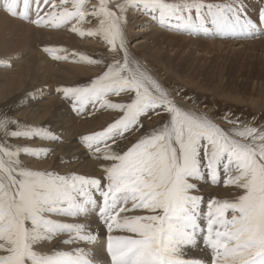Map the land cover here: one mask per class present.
<instances>
[{
  "label": "snow or ice",
  "instance_id": "snow-or-ice-1",
  "mask_svg": "<svg viewBox=\"0 0 264 264\" xmlns=\"http://www.w3.org/2000/svg\"><path fill=\"white\" fill-rule=\"evenodd\" d=\"M2 7L37 27L70 25L81 36L102 37L112 59L73 53L101 72L57 91L77 113L90 105L117 117L81 137L102 161V174L87 176L30 168L21 157L49 149L10 141L59 136L0 115V264H96L91 218L103 225L110 264H264V126L227 114L225 128L185 109L131 54L125 34L127 16L139 12L188 34L256 35L264 12L250 18L244 0H3ZM89 19L98 26L86 29ZM149 113L167 119L141 132ZM205 182L235 195L206 199ZM61 237L73 247L45 249ZM196 248L206 258L188 255Z\"/></svg>",
  "mask_w": 264,
  "mask_h": 264
},
{
  "label": "bare ground",
  "instance_id": "bare-ground-1",
  "mask_svg": "<svg viewBox=\"0 0 264 264\" xmlns=\"http://www.w3.org/2000/svg\"><path fill=\"white\" fill-rule=\"evenodd\" d=\"M56 2L59 3L58 1ZM252 3H245V5ZM2 12L3 11L0 10V52L3 55L4 53L11 51L13 48H15V45H17L16 50L18 51L15 50L14 52H18V55L21 54L20 58H24L23 61L25 62L21 63L19 66H14L11 61H7L5 63V60H0V99H7V105H3L2 103H0V114H8L9 110L7 112V110H5L3 106H9L11 107L12 111L10 113H13V115L15 114L22 120L26 121V125L24 126L39 127L38 124L43 123L50 124L55 127L54 128L53 126H51L50 130L55 132L59 136L58 140L29 138L30 147L47 148L49 149L48 154L52 153L53 156L51 157L50 162H48L46 158L41 160L43 166H50L54 161L58 160L59 162H61V160L68 157V159H65V161L63 160L64 162L60 163L59 168L61 170H65L67 172L68 170H75L83 173V175H86V173L88 172L87 169L91 167L95 170L94 173L97 172L98 174L97 165L98 163L101 164L102 161L100 159L98 161L96 155H94L93 152V154H90L92 158H89L90 155H88V151H85L82 148L83 143L81 139L77 138V136L75 138V131L87 134L88 132L93 133L95 131L101 130L107 126L105 125V123L107 124V122L111 120L112 115H116L117 113L113 110H106L98 107L93 109L89 105L86 106L85 109L81 110V113L79 115H75L78 118L72 116L70 111L66 107H72V105L64 103V101H62L64 99L63 94L58 92L57 89L63 87V83L66 86L67 82H75L76 80L73 78H76L78 74L87 72V68L85 69L84 67L89 66V63H87L86 61H81L80 59H76V61L74 62H68L67 59L57 60L54 58L56 55L63 56L67 54H60L56 52L50 53L51 55L48 56L44 51L45 46L43 48H40L35 45L36 43H41V45H53L54 43L55 45H57L56 43H63V47L64 45L72 46L78 41V37L80 36L79 33H75L70 30L71 32L68 33L67 36H65L63 34H66L67 32L62 30L63 27L61 29L63 34L61 32V34H59V32H56L57 29L54 32L52 28H33V26L29 24L30 22H26L25 20V22H22V20L20 22L19 20L21 18L13 19L10 18L11 16L8 17ZM261 12H264V5L256 7H246V14L250 18H257ZM138 14L139 16L141 15L139 12H131L128 17L129 19H135L139 17ZM145 16H147V14H145ZM91 20L94 19H90L87 22ZM141 23L144 28L138 27V33H141V36L144 37V41L140 42L141 44H139L138 49L141 48V50L144 52V56L140 58L139 61L150 70L152 75L161 84H163L167 88V90L169 88V84H171V81H176V75H178L179 73L183 74L184 72L189 73V71H191L189 73V81H191L192 84L197 81H199V83L200 81H202L201 84H203V86H206V88L204 87L203 89H209L208 86H211V81L207 82L208 79L203 76V71L207 69L206 67L208 65H210V67H216V69H214L215 77L213 74L209 76L211 78H217V84L213 85L215 94H218L219 96L222 93H226V96L224 94H222L223 97L220 95L223 98V102L245 103L246 100L243 98V96L238 94L232 95V91H227V82L224 83V79L228 69L227 66H232L236 62L242 61L243 66H241L239 70L236 71L237 75L242 78L246 77L247 79H253V81L257 80V83H259V86L257 88L260 94L259 98H262V100H259L258 98L251 99L250 102L248 101V103H254L255 106L259 109L260 107H264V57L259 58V56L255 54V52H257L264 56V39L254 42L241 43L239 41V38L245 37V35L240 33H234L227 36H208L204 34L195 35L188 33H186L185 35H181V33H176L174 31L172 32L171 30H168L171 32L163 30L162 28H160L162 27V25H160L157 20L151 17H149V21H135V24L141 25ZM87 26L89 27V23H87ZM263 26L264 25H262L261 27ZM261 27H257L255 30H258ZM80 37L82 38V36ZM149 40H153L152 43L150 42L151 44H149ZM242 41L245 40H243L242 38ZM104 44L106 43L104 42ZM239 44L241 46L237 47ZM77 48H79V46ZM54 49H58V47ZM136 54H138V52H136ZM64 60H66L67 62L65 61V63ZM165 63L171 65L169 74ZM66 65H68L69 67ZM98 67H100V65ZM60 68H63V70L65 71H60L62 70ZM95 69L98 68L95 67ZM187 80L188 79H186V81ZM34 83H36L34 85V87L36 86V88L32 90L33 94H25L28 90L26 88H28L30 85H33ZM203 86L201 85V87ZM168 92L171 94V97H173L177 101V103L179 105H182L185 109H192L197 113H204L213 119L215 118V116H213L212 114L205 112L206 110L199 111L192 104L188 103L187 101L181 100L180 98L175 96V93H173L172 91L168 90ZM21 96H23L24 99L19 100L18 105L14 108L13 101L18 100ZM113 99L118 98L113 97ZM148 117H150V119H147V122H151L157 126H159L164 120L167 119V116L165 114L153 115L149 113ZM215 122L225 128L231 127L228 122L222 123L216 120ZM247 124L249 126L257 127L264 126V124L257 125V123H253V121ZM23 158L24 156H22V159ZM25 160L31 161L30 159ZM34 162L36 161L32 160L31 162L27 163V165H32ZM201 192L204 196L214 193L215 195L222 196L223 198H231L235 195V192L230 187L225 186L224 184L211 186L208 185V182H205L203 184ZM88 222L91 223L92 228L99 233L98 236L105 235V231L103 232L104 228L103 230L99 228L98 224L95 222V218H91ZM100 226L103 227V225L101 224ZM63 238L64 237H61L57 240H53L51 243L45 244V249L47 250L49 248L59 247L62 250H68L73 247L72 245H63L61 243V240ZM101 239H103V237ZM101 239L96 240L95 244L89 245L88 247L93 252L95 260H99L100 262H110V255L107 253L106 244H103V247H101V245L99 244L101 242ZM104 239L102 240L103 243H105L106 241V239ZM104 248L106 252L104 251ZM188 255L191 257L206 258L207 252L205 250L203 253L202 248H196L194 250H191Z\"/></svg>",
  "mask_w": 264,
  "mask_h": 264
},
{
  "label": "rangeland",
  "instance_id": "rangeland-1",
  "mask_svg": "<svg viewBox=\"0 0 264 264\" xmlns=\"http://www.w3.org/2000/svg\"><path fill=\"white\" fill-rule=\"evenodd\" d=\"M56 1L59 2V0H56ZM92 2L93 3H98V0H92ZM213 2H225V0H213ZM244 2L245 3H252L253 2L252 4L245 5V7H247V6H249V7H256V6L264 5L263 4L264 0L263 1L261 0V3H260V0H255V1L254 0H251V1L250 0H247V1L244 0ZM2 3H3V0H0V10L3 11L2 12L3 14H6L8 17H10L11 15L9 13H7L6 10L2 7ZM138 16H139V14H138ZM149 17H150L149 15L145 16V14H141L139 17H137L135 19H132V18L129 19V17L127 16V20L128 21L126 20V25H125V34L127 35L126 36L127 37V44H128L129 50L131 49L130 50L131 54L134 57H136L138 60L144 56V52L141 50V48L138 49L139 44H141L140 42H143L144 41V39H143L144 37L141 36V33L140 34L138 33L139 28H142L143 27L142 23H141V25L140 24H135V21L136 20H141V22H143L144 20L145 21H149ZM10 18L20 19L18 17H13V16H11ZM21 20H22V22H25L26 21V20L24 21V19H20L19 21L21 22ZM26 22H28V21H26ZM87 23H89V27L87 26ZM29 24L32 25L33 28H36L37 27V26L33 25L32 23H29ZM97 25H98V20H95L94 19V20H91L89 22L86 21V24H84V27L86 29H89V28H92V27H95L96 28ZM65 27H63V29H62V27L61 28H52V29H53L54 32L57 29L56 32H59V34H61V33L63 34V32L61 31V29H62L63 31H66L67 32L66 34H63V35L67 36L68 33L71 32L70 31L71 30L70 29L71 27H70V25L69 26H65ZM37 28H41V27H37ZM160 28H162L163 30H167V31L168 30H171L172 32L174 31L176 33H181V35H185L186 34L185 32L176 31V30H173V29L166 28L164 26H162ZM171 31H168V32H171ZM255 31H256V35H249V37H248V35H245V37H242L243 40H245V41H242V38H239V41L241 43L242 42L248 43V42H254V41H257V40L264 39V32L261 31V28H259L258 30H255ZM80 36L78 37L79 38L78 41L74 44L75 46L74 45H72V46H66V45H64V47H63V43H56L57 45H55V43L53 45L42 44L43 46L41 45V43H36L35 45L37 47H40V48H43L45 46L44 47L45 49L46 48H50V47L53 48L54 45H55L54 48H57V47H58V49L60 47L63 48L65 51H57V52L60 53V54L61 53L62 54L63 53L64 54H67L68 55V59H67L68 62L69 61L70 62L71 61L74 62V61H76V59H79V57L73 55V53H79L81 55H85V56H89V57H93V58H101V57H103L105 61H110L112 59V56L110 55L111 54V51L109 50V46L107 44H104V41L102 40L101 37L82 36V38H81ZM79 40H80V42H79ZM152 41L153 40H149V44H151ZM78 46H79V48H77ZM240 46L241 45L239 44L237 47H240ZM16 48H17V45H15V48H13L11 51H8L7 53H4L3 55L0 52V60H2V61L5 60L4 61L5 63L7 61L8 62L11 61L14 66H19L21 63L25 62V61H23L24 58H20V55L21 54L18 55V52H14L16 50ZM45 49H44V51H45ZM136 50H138V51H136ZM16 51H18V50H16ZM136 52H138V54H136ZM45 53L48 56L51 55L50 52L47 53L45 51ZM54 53H56V52H54ZM255 54L258 55L259 58H263L264 57L260 53L255 52ZM178 58H180V57H178ZM65 61L66 60H64V62ZM165 64H166V68H167L168 74H169V72H170V66L171 65H168L167 63H165ZM66 66H68V65H66ZM89 66H87V67L85 66L84 67L85 69L87 68L86 69L87 72L82 73V74H78V76L76 78H73L76 81L75 82H70V83L67 82L66 83V86H75V85H80V84L86 83V82L92 80L95 76H97L100 73L101 66L98 67L99 65L98 66L97 65L95 66L93 64H89ZM94 66L97 67L98 69H95ZM241 66H243V62L242 61H238V62L234 63L232 66H229L228 65L227 66V68H228L227 69V74L225 76L224 83L227 82V87H226V90L227 91H232V95H237L238 94V95L243 96V98L246 100L247 103L246 102L245 103H243V102H239V103L223 102L222 101L223 100V98H222L223 95L222 94H224V93L220 94L222 97L220 95L218 96V94H215L213 85H216L217 84L216 83V79L217 78H211L209 76H211L212 74L214 75V69H216V67L215 66H211L210 67V65H208L206 67L207 69L203 71V76L208 79L207 82H210L211 81L210 82L211 83V86H208L209 89H207V90L206 89H203L204 87L206 88V86H203V84H201L202 81H200V83H199V81H197L194 84H192L191 81H189L190 80L189 73L191 72V71H189V73H187V72H184L183 74L179 73L181 75H179V74L178 75L181 76V77H179L178 75H176L177 76V77L175 76L176 77L175 78L176 81H171V84H169V86H168L169 87L168 90H170L173 93H175V96H177L181 100L187 101L188 103L192 104L199 111H205L206 110L205 112H208V113L212 114L213 116H215L214 119L216 121H218V122H222V123L225 122L226 123L227 120L226 119H222V117L226 116L227 114H230L232 117L235 116V118H238L240 121H243V122H246V123H250V122L253 121V123H257V125H262V124H264V107H260V109H261L260 110L258 107L255 106L254 103H253L254 106H253V104H249L248 103V101L250 102V100L251 99H254V98H258L259 100H262L261 97L259 98V95L260 94H259V91L257 90V88L259 86V83H257L258 82L257 80L253 81V79H247L246 77H243V78L242 77H239L237 75L236 71H238ZM60 69H62V70H60ZM60 69H58V70L65 71V70H63V68H60ZM184 75H185L186 78L184 77ZM214 77H215V75H214ZM210 78H211V80H210ZM73 79H72V81H73ZM186 79H188V80L186 81ZM253 82H254V84H253ZM189 83H190V85H189ZM35 84L36 83H34L33 85H30L28 88H26L28 90L26 91L25 94H33L32 93L33 92L32 90L34 88H36V86L34 87ZM63 85L65 86L64 83L62 84V86ZM201 85L203 87H201ZM224 95L226 96L227 94L225 93ZM21 99H24V97L21 96L18 100H14L13 101L14 102V106H13L14 108L18 105V102ZM62 101H64V103L71 104L65 98ZM0 103H2L3 105H5V104L7 105V99L6 100L5 99H2ZM66 107L68 108V110L70 111V113H71L72 116L79 115L81 113V112H79V113L75 112L72 107H68V106H66ZM3 108L5 110H7V112L9 110V112H8V114L5 113V114H2V115H8V116L12 117L14 120H16L18 122H21V126L26 125V121L25 120H22L20 117L16 116L15 114L13 115V113H10V112H12L11 111V107H9V106H3ZM207 110H209V111H207ZM110 112H113V111H110ZM73 113H74V115H73ZM75 117L78 118L77 116H75ZM116 117H117V114L116 115H112L111 120L109 122H107V124L105 123V125H108V124L112 123ZM144 118H142V122L144 124V128L141 129V132L144 131L145 129H151V128L157 127V125H154L151 122L150 123L147 122V119H150V117L147 116V118L146 117H144ZM258 120H260V121H258ZM38 125H39V127H45L47 129L48 128L50 129V127L53 126V125H50V124H43V123L38 124ZM88 134H91V133L88 132L87 134H85V133H80L79 131H75V138L77 136V138L81 139L82 136L88 135ZM136 135L138 136L139 133H137ZM133 139H135V137H133ZM10 143L15 144V145H22V146H29L30 147L29 138L13 139V140L10 141ZM82 148H83V150H85V151L87 150L88 151V155L93 154L92 151L89 150V149H87L84 145H82ZM52 156H53L52 153H49V154H47V156H40V157L33 158L32 156L29 155V156H24L23 159L21 157V159L23 160V162L26 165H27V163L31 162L32 160L33 161H36L32 165L31 164L28 165L30 168H32L34 170H44V169H47V170H54V171H58V172L60 171L61 174H64V173L65 174L66 173H76V174H82L83 175V173L78 172V171H75V170H73V171L72 170H68V172H67V171L61 170L59 168L60 167V163L61 162H64L65 159H68V157L64 158L63 159L64 161L61 160V162H59L58 160H56L50 166H43L42 163H41V160L44 159V158H46L47 161L50 162ZM89 158L91 159L92 156L90 155ZM25 159H28V160L30 159L31 161H27ZM97 160L99 161V159H97ZM101 164L98 163V165H97L98 174H97V172L94 173L95 170L93 168L89 167L87 169L88 172L86 173V175L87 176H92V175L99 176V175H101L102 174L101 173ZM56 169H58V170H56ZM208 185L217 186V184H213V183L211 184L210 182H208ZM209 197L223 198L222 196L215 195L214 193L209 194V195H205V198L206 199L209 198ZM95 222L98 224L99 228H101L103 230V227L100 226V223H98L97 221H95ZM103 232H104V230H103ZM104 236H98L97 240H100L102 237H103V239L104 238L106 239V235H104ZM103 239H101V242L99 243L101 245V247H103V244H106V241H105V243H103V241H102ZM104 251L106 252L105 248H104ZM204 251L205 250L203 249V253H204ZM96 263H98V264H110V262H105V261L104 262H100L99 260H96Z\"/></svg>",
  "mask_w": 264,
  "mask_h": 264
}]
</instances>
